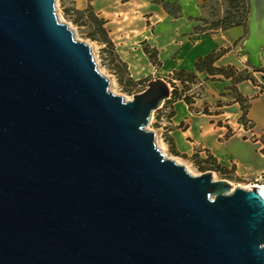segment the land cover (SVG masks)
Segmentation results:
<instances>
[{
	"label": "water",
	"instance_id": "water-1",
	"mask_svg": "<svg viewBox=\"0 0 264 264\" xmlns=\"http://www.w3.org/2000/svg\"><path fill=\"white\" fill-rule=\"evenodd\" d=\"M240 53L264 67V0ZM56 0H0V264H264V191L190 174L146 130L156 78L124 100Z\"/></svg>",
	"mask_w": 264,
	"mask_h": 264
},
{
	"label": "crops",
	"instance_id": "crops-1",
	"mask_svg": "<svg viewBox=\"0 0 264 264\" xmlns=\"http://www.w3.org/2000/svg\"><path fill=\"white\" fill-rule=\"evenodd\" d=\"M95 2L98 7V0ZM208 3L209 0H120L115 5V0H105L101 2V17L106 20L118 52L122 53L126 44L138 40H145L150 48L156 50L159 64L154 66L149 63L145 68L150 73L156 72L149 80L162 78L167 81L173 71L178 69L194 71L197 57L220 48H231L218 59L220 65L227 63L226 57L232 54L237 68L247 67L240 53L248 33L247 26H234L226 30L208 29ZM174 8L176 11H173ZM134 52L145 56L141 47H137ZM198 76L202 79V74ZM225 84V79L202 80L204 99L197 101L196 105L201 102L210 105L217 98H225L222 95ZM246 89L243 92L239 86L241 95L250 97L245 126L240 121L238 103L209 107L207 112L194 113L184 101L177 100L170 105L172 116L164 117L169 108L162 111L164 118L161 120L164 122L160 121L158 125L180 159L191 158L195 153L201 158L211 154L219 164L228 169L234 167L237 174L255 178L264 174V155L260 152L259 141L264 134V90L253 96L252 89ZM228 130L231 135L226 136ZM170 143L167 142L165 146L170 147Z\"/></svg>",
	"mask_w": 264,
	"mask_h": 264
},
{
	"label": "rangeland",
	"instance_id": "rangeland-1",
	"mask_svg": "<svg viewBox=\"0 0 264 264\" xmlns=\"http://www.w3.org/2000/svg\"><path fill=\"white\" fill-rule=\"evenodd\" d=\"M104 1L98 0V4L100 5L96 7L97 4L95 0H56V16L59 22L67 24L68 27L72 30L75 40L84 42L90 46V50L96 63L97 70L102 75H104L109 81V91H111L113 94L122 96L124 100H130L134 94L142 92L146 88L148 80L155 75V71L150 73L145 68L146 65L149 63L154 66H157L159 64L158 58L156 56L157 61L154 64V62H152L150 59V55L144 52V48H148V51L150 52H153L154 50L150 48V45L146 43L145 40L134 41L129 45L126 44L124 46L123 52H118L116 43H114V41L110 37L109 28L107 27L106 23L104 27L107 31L108 37L112 42V48H110L106 44H103L99 40H93L89 37V34L93 32L94 27L90 24L88 20L87 11L92 10L96 16L102 18L101 13L103 7L101 6V2ZM119 2L120 0H115V5H118ZM208 4L210 6V11L206 23L209 22L211 24L224 17L228 10H231L230 12L236 17V15L241 13V11L243 10V5L245 4V1L209 0ZM114 9L117 8L114 7ZM77 10L86 11L80 19L82 23L75 22V19L78 17L76 13ZM173 11H176V8H174ZM110 19H107V21H109ZM210 24L206 25V27H208ZM245 26H247V24ZM137 47H141V50L144 52L145 56L137 55L136 52H134ZM230 49H228V51L225 52L222 56L226 55L230 51ZM226 60L227 63L220 65L221 63L219 62V64L217 61L216 64L225 68L232 67L236 70L237 75L245 77L246 79L240 82H236L234 80L232 81L231 79L224 78L222 76H216L214 78L208 77L205 79L204 75H202V79L200 80V82L196 84L187 83V88L183 87L179 81H173L175 82L179 93H181V96H188L190 98L191 103L187 105L194 113L208 111L209 107L217 108L223 105H231L233 103H238L242 116V113L245 110L247 111L248 100L250 99V97L242 96L241 91H239V86L241 87L243 92L247 90L246 87L251 88L253 91V96L258 95L264 90V67H261L259 69H253L247 65V67L239 69L235 65L236 62L232 54H229L226 57ZM171 77L173 76H169V79ZM169 79H167V82L169 81ZM224 79L226 80V84L224 86V92H222V95L225 98H217L210 105L206 102H201L200 105H196L197 101L204 99L202 96V80L224 81ZM168 84L171 89L172 87L170 86L169 82ZM239 98L242 99V102H237ZM162 107L152 112L149 123L146 126V130L153 131L155 133L156 145L159 147L165 157L171 158L177 163L181 162L179 164H184L186 170L192 175H200L204 172L210 171L214 180L225 179L231 184L232 188L233 186L234 188H236L244 185L254 184L264 185V174H261L256 178L251 175L241 173L237 174L235 172L234 167H230L229 173L223 174L215 170L206 169L210 168L207 163H197L192 158L182 160L177 155H174L171 152L170 147L165 146V144L167 145V142L164 138V132L161 130V126L158 125V122H164L161 120L162 118H164L162 117ZM201 166H205V169H201Z\"/></svg>",
	"mask_w": 264,
	"mask_h": 264
},
{
	"label": "trees",
	"instance_id": "trees-1",
	"mask_svg": "<svg viewBox=\"0 0 264 264\" xmlns=\"http://www.w3.org/2000/svg\"><path fill=\"white\" fill-rule=\"evenodd\" d=\"M244 1H245V4L243 5V10L241 11V13L237 14L236 17L234 16V14L230 12L231 10H228V12L226 13L224 17L220 18L216 22L211 23L207 28L211 30H218V29L225 30V29H228L234 26H240V25L245 26L248 11H249V5H248V0H244ZM85 12L86 11L77 10L76 13L78 17L75 19V22L82 23L80 19L82 15H84ZM87 12H88V16H87L88 20L90 24L93 25L94 27V30L93 32L89 34V37L92 38L93 40H99L103 44H106L107 46L112 48L113 47L112 42L110 38L108 37L107 31L104 27L106 21L103 18L96 16L92 10H88ZM228 49L230 48H227V49L220 48L219 50L212 51L207 55L197 57L194 62V71H187L183 69H178V70L173 71L172 73L173 77H171L168 81L170 83V86L172 87L170 98L164 102L162 110H161L163 111L164 109L169 108L168 112L164 114V117H170L173 115V110L170 107V105L173 102L177 100H184L186 104L191 103V100L188 96H183V97L181 96V93H179L177 86L175 85V82L173 81H179L183 87L187 88L186 86L187 83L196 84L200 82L201 79L199 78L198 74L204 75L205 79L208 77L214 78L216 76H222L224 78H228L236 82H240L246 79L245 77L237 75L236 74L237 72L234 68L232 67L225 68L223 66H219L216 64L218 59L225 52H227ZM144 52L150 55L151 61L154 62L155 64V62L157 61L156 60V56H157L156 50L154 49L153 52H150L148 51V48H144ZM237 102H242V99L239 98ZM204 112H207V111H204ZM245 114H246V110L242 113V116L240 117V121L244 126L246 123ZM229 135H231L230 130L226 132V136H229ZM165 140L168 143H170L168 138H165ZM259 141L261 143L260 152L264 155V134L260 137ZM170 150L174 155H177V156L179 155L178 152H176L173 149V146L171 145V143H170ZM191 158L197 163H207L210 168H206V169L215 170L223 174L230 172V169L219 164L211 154H207L204 158H201L198 153H195ZM200 168L205 169V166H201Z\"/></svg>",
	"mask_w": 264,
	"mask_h": 264
},
{
	"label": "bare ground",
	"instance_id": "bare-ground-1",
	"mask_svg": "<svg viewBox=\"0 0 264 264\" xmlns=\"http://www.w3.org/2000/svg\"><path fill=\"white\" fill-rule=\"evenodd\" d=\"M181 163V162H179ZM184 165V164H183ZM252 187H256V188H260L261 190L264 191V185H261V184H254V185H244V186H241V188H244V189H251ZM234 188V186H233Z\"/></svg>",
	"mask_w": 264,
	"mask_h": 264
},
{
	"label": "built area",
	"instance_id": "built-area-1",
	"mask_svg": "<svg viewBox=\"0 0 264 264\" xmlns=\"http://www.w3.org/2000/svg\"><path fill=\"white\" fill-rule=\"evenodd\" d=\"M162 107V106H161ZM249 131V130H248Z\"/></svg>",
	"mask_w": 264,
	"mask_h": 264
}]
</instances>
